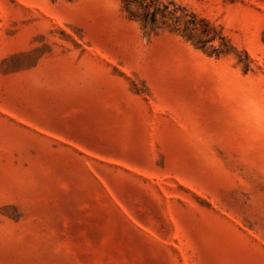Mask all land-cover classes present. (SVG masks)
Masks as SVG:
<instances>
[{
    "label": "rangeland",
    "instance_id": "374dc122",
    "mask_svg": "<svg viewBox=\"0 0 264 264\" xmlns=\"http://www.w3.org/2000/svg\"><path fill=\"white\" fill-rule=\"evenodd\" d=\"M141 1L0 0V264H264V0Z\"/></svg>",
    "mask_w": 264,
    "mask_h": 264
},
{
    "label": "trees",
    "instance_id": "16d2710c",
    "mask_svg": "<svg viewBox=\"0 0 264 264\" xmlns=\"http://www.w3.org/2000/svg\"><path fill=\"white\" fill-rule=\"evenodd\" d=\"M152 0H142L141 3L139 4V7H137V10L139 13H135L129 10V14L132 17H138L145 25H150L151 27H154V25L156 24V16L158 14H161V16H164L163 11L159 8L158 5L154 6L153 9L151 10V5L149 3H151ZM128 2L125 3V8L128 9ZM166 8V7H165ZM171 13V12H170ZM192 29L191 31L195 30V23H192ZM188 26L185 27L184 32L185 34L189 37L192 38V34L188 33ZM203 33L206 32V30L202 31ZM216 37L215 34H213L211 40H213ZM196 45H198L201 49H207L208 47H206V43L200 42V41H195ZM209 48H211V52L219 55L220 53H222L221 51H219V48L217 47H213V46H209Z\"/></svg>",
    "mask_w": 264,
    "mask_h": 264
}]
</instances>
